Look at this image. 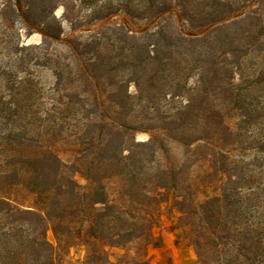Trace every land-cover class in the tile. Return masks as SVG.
<instances>
[{
    "label": "rangeland",
    "instance_id": "374dc122",
    "mask_svg": "<svg viewBox=\"0 0 264 264\" xmlns=\"http://www.w3.org/2000/svg\"><path fill=\"white\" fill-rule=\"evenodd\" d=\"M145 1L54 0L51 10L61 23L60 40L48 52H38L26 49L42 43L34 0H0V69L14 65L15 55L8 54L15 51L25 81L12 135L6 138L10 131L0 124V175L18 170L27 178L28 170L18 160L47 148L78 170L74 179L85 189L91 187L87 176L106 171L112 175L102 176L101 182L112 201L136 218H154L149 246L142 241L121 248L98 245L111 264H216L211 253L203 260L198 256L194 240L206 244L213 236L192 212L220 196L230 178L239 186L259 187L247 195L245 206L252 213L264 211V0H182L184 8L167 0L170 8L156 19L133 18L121 8L124 4L134 11ZM221 2L230 5V13ZM217 16H229L218 23L228 27L214 33L211 22ZM112 26L122 29L112 31ZM159 29L164 31L162 44L173 45L162 53L170 61L134 71L136 56L148 55L144 37ZM180 34L208 37L205 43L188 44L178 39ZM88 36L97 43L94 48L80 45ZM200 51L206 54L200 56ZM209 52L213 66L206 64L212 60ZM232 52L245 54L239 67L231 63L234 56L226 55ZM36 60L46 65L36 66ZM202 67L210 71L206 93L197 91ZM103 73L108 74L101 77ZM232 80L241 97L229 89ZM121 96L127 105L118 111L113 100ZM240 108L247 110V118ZM113 121L126 126V148L133 150V158L123 160L128 166L106 167L103 160H93L106 131L101 125ZM133 138L152 140L153 146L133 149ZM119 170L124 175L116 176ZM161 182L167 190L156 189ZM135 193L141 199L156 196L160 203L132 206L123 194ZM0 195L22 209L45 212L46 196L29 191L23 182L1 189ZM237 212L235 206L223 207L224 226L236 222ZM47 238L55 249L54 264L88 263L85 232L61 239L50 226Z\"/></svg>",
    "mask_w": 264,
    "mask_h": 264
},
{
    "label": "trees",
    "instance_id": "16d2710c",
    "mask_svg": "<svg viewBox=\"0 0 264 264\" xmlns=\"http://www.w3.org/2000/svg\"><path fill=\"white\" fill-rule=\"evenodd\" d=\"M176 1L180 8H184L185 4L182 0ZM53 2L54 0H34L37 7L35 8L38 10V19L35 22L37 28L35 29H39L42 43L38 46L26 47V49L48 52L54 42H59L62 28L61 23L51 10ZM218 5L225 7L224 11L230 13V5L222 4V2ZM137 7L138 9L133 8L134 11H132L128 6L121 4V8L133 18H160L170 8L167 0H146ZM136 13L138 14L136 15ZM141 15L143 17H140ZM185 17L188 20L191 19L189 15H185ZM228 17L218 18L217 16L211 22L215 25L214 33L221 32L228 27L227 23L218 24ZM111 29L116 31L122 27L112 26ZM163 34L164 31L159 29L151 31L144 37L147 40L148 55L146 57L136 56L133 65L134 71L144 65H165L167 61H170V57L162 55V53L173 45L172 43L162 44ZM91 37L88 36L83 42H79L80 45L84 48H94L97 43ZM207 37H185L180 34L178 39L188 44H195L207 42ZM133 39L136 40L137 36H133ZM132 51L134 52V48ZM198 53L200 56L206 54L205 51ZM209 53L212 60H207L206 64L213 66L216 63L214 54ZM12 55L16 57L13 58L14 65L11 68L0 69V124L10 131L6 138L12 135L13 127L19 122L21 90L25 84V81L19 76L22 73L18 63L20 60L15 51L9 52L8 56ZM226 55L234 56L236 60L231 63L236 67H239L240 56H245V54L236 56L235 52L226 53ZM96 59L92 58V63H95ZM34 63L36 66L46 65L39 60ZM200 67L197 66V69ZM107 74L103 73L101 77H106ZM209 75L210 71L206 68L201 70L198 92L206 93L208 91ZM57 76L61 81L62 76L58 72ZM93 78L97 79L98 77L94 76ZM134 79L132 81L139 85V79ZM228 86L231 90L235 89L238 97L243 95V92L238 89V84H234L233 80L228 83ZM113 103L116 110L119 111L126 107L127 100L121 96L113 100ZM240 109L243 112V117L247 118V110ZM101 127L106 131L102 130L100 137H104L99 143L98 152H95L97 156L93 160H103L102 165L106 167L114 165L116 167L117 164L126 162L123 160H131L133 150L126 148L130 138H128L127 131L122 129L126 128L125 124L116 126L113 121L111 124H102ZM131 140L133 149L152 148L153 146L152 140L149 142H137L135 138ZM126 150L130 154L124 155ZM137 161L141 163V160ZM18 162L24 163V168L28 170L27 178L23 177L18 170L1 174L0 191L23 182L29 191L46 196L45 212L22 209L13 204L9 198L0 195V264H54L55 249L47 238L50 226L61 239L85 232L86 244L89 248L87 264H111L105 251H102L98 245L103 248H121L132 242L142 241L145 246L152 243L153 216L144 215L143 218H136L131 215V211L121 208L110 199L101 178L112 174H105V171V173L99 172L87 176L91 187L85 189L74 179V173L78 170H71V167L49 148L40 154H34V157L18 160ZM133 164L136 165L135 161ZM128 165L125 164V166ZM119 171V173H115L116 176L124 175L123 170ZM156 189L167 190L168 187L167 184L161 182L156 184ZM257 189L259 187L239 186L236 180L230 178L224 185L220 196L207 200L200 209H195L192 212L201 220L202 230L213 236L211 239H205L207 245L203 244L201 238L194 240L200 259L203 260L206 254L211 253L216 256L213 260L216 264H264V211L252 213L245 206L247 195L253 194ZM123 195L135 207L157 206L160 203L156 196L149 194L143 195V199L137 193ZM231 206L238 209L235 215L236 222L230 226H224L225 224L221 222L222 209ZM142 264L148 263L142 262Z\"/></svg>",
    "mask_w": 264,
    "mask_h": 264
}]
</instances>
